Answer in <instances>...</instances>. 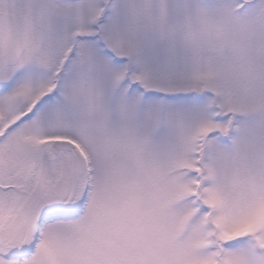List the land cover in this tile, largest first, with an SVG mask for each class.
<instances>
[{"label": "snow or ice", "instance_id": "snow-or-ice-1", "mask_svg": "<svg viewBox=\"0 0 264 264\" xmlns=\"http://www.w3.org/2000/svg\"><path fill=\"white\" fill-rule=\"evenodd\" d=\"M0 264H264V0H0Z\"/></svg>", "mask_w": 264, "mask_h": 264}]
</instances>
